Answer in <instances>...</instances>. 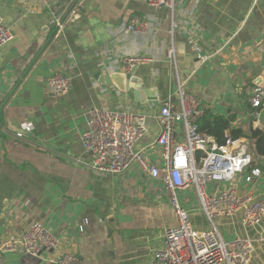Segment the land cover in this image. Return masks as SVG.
Masks as SVG:
<instances>
[{
  "label": "crops",
  "instance_id": "crops-1",
  "mask_svg": "<svg viewBox=\"0 0 264 264\" xmlns=\"http://www.w3.org/2000/svg\"><path fill=\"white\" fill-rule=\"evenodd\" d=\"M136 15L151 27L123 34L121 24ZM0 16L14 33L0 49V245L35 222L60 241L42 257L7 252L4 264H42L65 252H76L81 264H153L167 229L177 225L166 187L137 163L122 174L80 163L90 159L82 142L89 111L145 114L148 129L136 150L158 166V113L177 102L179 84L214 113L235 114L233 127L264 131V108L257 116L251 104L253 92L264 89V0H177L174 35L170 11L142 0H0ZM127 55L147 60L128 70ZM57 71L69 78L60 97L48 88ZM29 123L32 131L17 138ZM249 145L261 176L247 183L248 171L231 183L213 182L210 194L232 187L264 197V157L251 139ZM179 197L196 227L208 228L195 188ZM217 225L227 241L250 238L249 264H264V220L248 226L236 213Z\"/></svg>",
  "mask_w": 264,
  "mask_h": 264
},
{
  "label": "built area",
  "instance_id": "built-area-1",
  "mask_svg": "<svg viewBox=\"0 0 264 264\" xmlns=\"http://www.w3.org/2000/svg\"><path fill=\"white\" fill-rule=\"evenodd\" d=\"M142 1L170 11V32L174 35L177 0ZM149 27L151 24L146 18L136 15L121 24L119 30L130 35L147 31ZM13 39L12 28L0 16V49ZM168 57L175 60L174 46L168 51ZM146 60L136 55L124 58L128 70ZM48 88L52 95L60 97L69 91V78L62 71H57L50 77ZM176 97L177 102H165L158 113L161 130L156 144L161 148L162 166L150 163L143 150H136L148 129L145 114L100 108L89 111L82 142L90 159L79 162L95 171L112 174L126 173L137 163L142 171L159 179L166 187L177 225L167 229L164 247L155 252L153 264H249L254 251L253 241L245 237L225 240L217 219L240 213L245 225L260 226L264 220V197L256 199L251 193L241 195L232 187L212 194L207 190L213 182L231 183L248 171L249 174L244 176L247 183L261 176V169L252 168L249 138L240 137L229 140L226 145H218L212 137L199 130L198 120L207 105L186 92L182 84L178 85ZM251 104L259 116L264 108V89L253 92ZM32 129V123L23 125L15 136L22 139ZM198 152H202L200 158ZM189 187L196 190L208 228L196 227L189 210L181 202L179 193ZM59 246V239L45 225L35 222L22 237L12 236L0 245V264H4L5 253L18 248L26 255L42 257ZM42 264H81V258L76 252H65L43 259Z\"/></svg>",
  "mask_w": 264,
  "mask_h": 264
},
{
  "label": "trees",
  "instance_id": "trees-1",
  "mask_svg": "<svg viewBox=\"0 0 264 264\" xmlns=\"http://www.w3.org/2000/svg\"><path fill=\"white\" fill-rule=\"evenodd\" d=\"M254 110L256 109L253 107V112ZM235 120V114L229 116L216 114L207 107L203 116L198 120V126L200 131L212 137L220 146L226 145L229 140L247 137L253 141L256 153L264 157V131L252 129L248 134L244 129L232 126ZM200 156L202 152H198V158Z\"/></svg>",
  "mask_w": 264,
  "mask_h": 264
},
{
  "label": "water",
  "instance_id": "water-1",
  "mask_svg": "<svg viewBox=\"0 0 264 264\" xmlns=\"http://www.w3.org/2000/svg\"><path fill=\"white\" fill-rule=\"evenodd\" d=\"M126 79L129 80V81H131V80L133 79V77H132V73H131V72L128 73V74H126ZM134 82H135V81H134Z\"/></svg>",
  "mask_w": 264,
  "mask_h": 264
}]
</instances>
